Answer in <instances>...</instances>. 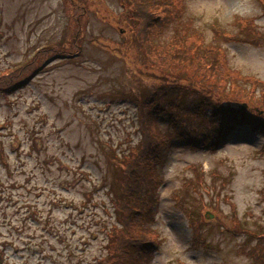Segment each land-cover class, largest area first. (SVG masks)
<instances>
[{
    "label": "rangeland",
    "instance_id": "374dc122",
    "mask_svg": "<svg viewBox=\"0 0 264 264\" xmlns=\"http://www.w3.org/2000/svg\"><path fill=\"white\" fill-rule=\"evenodd\" d=\"M184 7L208 42L228 51L227 68L238 75L227 92L237 90L232 80L238 89L253 90V79L264 87V38L254 47L213 35L235 30L239 15L254 18L264 32L257 0H185ZM124 10L120 0H0V78L34 61L40 49L72 40L75 18L81 25L77 46L46 60L22 85L0 91V264H111L116 154L139 144L143 96L163 83L159 77L168 75L170 83L179 77L158 62L162 51L137 42V24ZM163 32L153 43L171 40V28ZM171 54L174 66L185 67L179 53ZM163 116L158 122L167 131ZM230 139L214 153L176 140L160 150L166 186L156 208L162 243L152 264H264L239 253H262L264 239L258 246L257 237L237 232L231 221L264 233V139L246 128ZM190 165L203 172L201 184ZM187 180L194 184L185 187ZM175 193L199 224L207 211L213 214L201 224L197 247Z\"/></svg>",
    "mask_w": 264,
    "mask_h": 264
},
{
    "label": "trees",
    "instance_id": "16d2710c",
    "mask_svg": "<svg viewBox=\"0 0 264 264\" xmlns=\"http://www.w3.org/2000/svg\"><path fill=\"white\" fill-rule=\"evenodd\" d=\"M120 1L126 10L125 13L135 21L129 22L134 26L137 24V42L139 40L147 51H162L165 56L162 55L158 62L162 61L167 71H178L179 74L176 83H170L168 75L159 77L163 83L156 91L143 96V103L140 105L141 116L137 119L138 131L141 134L139 144L131 147L129 153H123L121 156L116 154L121 164L115 169L116 181L113 184L117 223L109 229L111 252L106 260L111 264H151L153 251L162 241L161 233L155 226L156 208L161 202L160 194L166 186V180L159 169L160 150L171 146L176 140L184 147L215 152L221 143L231 138L233 131L246 127L264 139V87L260 79H253V84H257V87L247 83L253 90L241 85L238 89L232 80V86L237 90L235 93L227 92L230 79L238 75L227 68L228 51L224 50L221 44L217 45V42H208L196 22L186 17L185 0ZM257 1L264 14V0ZM74 20L77 27L72 40L64 46L44 47L35 53L34 61L12 67L16 69L0 78V91L12 90L22 85L43 67L46 60L52 56L56 58L57 54L77 46L76 36L81 25L79 19ZM233 25L235 30H213V35L217 39L224 38L226 42L261 46L259 41L264 38V32L260 30L254 18L239 15ZM164 28H171V40L165 45L153 43L152 37L163 35ZM66 45H71L72 48ZM182 52L186 60L182 57ZM171 53H179L180 62L184 61L185 67L184 64L174 66L177 63L169 60ZM190 59H193L194 68L191 66L192 61H187ZM192 70L194 72L188 75H193L194 78L187 77L186 72ZM154 71L161 74L160 69ZM154 78H158L157 74H154ZM243 103L248 104L247 110H241ZM164 114L169 120L167 131H164L158 122V116ZM261 149H264V146ZM260 150L255 151L261 152ZM187 168L194 171L198 184L204 181L205 176L196 165ZM192 183L194 184L193 180H187L184 186L190 187ZM196 191L203 199L204 195L197 189ZM176 192L179 194L178 190ZM177 193L172 199L189 217L191 241L193 246L197 247L201 224L205 221L201 218L202 222L199 224L197 219L185 210L182 196ZM231 221L237 232L257 237V245H262L259 238L264 239V233L252 232L242 227L236 217L231 218ZM227 229L229 230V227ZM262 251L261 253L252 249L239 253L260 263L264 262V250Z\"/></svg>",
    "mask_w": 264,
    "mask_h": 264
},
{
    "label": "water",
    "instance_id": "95a60500",
    "mask_svg": "<svg viewBox=\"0 0 264 264\" xmlns=\"http://www.w3.org/2000/svg\"><path fill=\"white\" fill-rule=\"evenodd\" d=\"M244 107H245V104H244Z\"/></svg>",
    "mask_w": 264,
    "mask_h": 264
}]
</instances>
